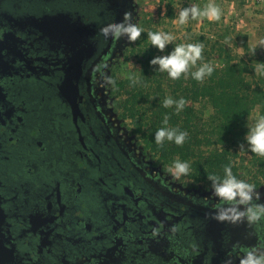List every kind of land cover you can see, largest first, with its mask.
Returning <instances> with one entry per match:
<instances>
[{"label": "flooded vegetation", "instance_id": "1", "mask_svg": "<svg viewBox=\"0 0 264 264\" xmlns=\"http://www.w3.org/2000/svg\"><path fill=\"white\" fill-rule=\"evenodd\" d=\"M125 13L138 24V0H0L1 264H239L234 245L264 246V219L216 221L207 178L128 129L130 41L101 34Z\"/></svg>", "mask_w": 264, "mask_h": 264}, {"label": "trees", "instance_id": "2", "mask_svg": "<svg viewBox=\"0 0 264 264\" xmlns=\"http://www.w3.org/2000/svg\"><path fill=\"white\" fill-rule=\"evenodd\" d=\"M220 57L224 60L223 66L213 68L212 74L205 75L202 80H195L191 75L188 85L182 77L177 83H171L169 97L159 87L161 102L151 98L152 88L148 79L132 83L135 93L125 106V114L141 132L152 153L166 162L180 156L181 161L190 166L186 176L196 181L213 174L223 177L225 166H230L232 173L240 179V168L235 166L234 161L238 157V147L245 143L247 117L255 107H260L259 113L264 114V71L256 74L248 61L237 60V56L223 49ZM252 67H255L253 63ZM147 71H144L146 78ZM181 95L185 101L181 110H176L175 103L164 107L166 98L178 101ZM199 99L207 100L212 106V114L207 120L186 103L187 100L197 102ZM143 106L152 109L151 115L146 114ZM166 115L168 123L165 125L163 120ZM161 127L186 132L183 144L176 145L167 139L162 145L156 144L153 137ZM251 159L257 173L263 174L264 157L251 153Z\"/></svg>", "mask_w": 264, "mask_h": 264}, {"label": "rangeland", "instance_id": "3", "mask_svg": "<svg viewBox=\"0 0 264 264\" xmlns=\"http://www.w3.org/2000/svg\"><path fill=\"white\" fill-rule=\"evenodd\" d=\"M138 2L140 20L137 25L144 31L136 41L129 42L130 45L126 48L125 54L120 57L113 84L117 103L123 113L127 102L135 93L132 83L148 79V85L152 88L153 96L151 98L161 102L159 87L169 97L171 92L169 85L177 83L181 77L188 85L191 73L196 71L202 63H209L213 68H221L224 64V60L220 57L222 49L237 56V60L248 61L256 74L262 71L258 70V65L264 64V45L260 44V41L264 39V0H138ZM210 2L220 7V20L189 18L184 25L178 23L179 7H188L193 4L203 6ZM148 31L170 32L175 39L166 45L163 51H160L151 45V41L147 37ZM179 43H201L203 45L202 59L198 60L195 66H190L187 74L182 73L178 79L173 80L167 72L159 71L157 65H151L150 60L154 56L167 55ZM146 69H148V78L144 74ZM181 97L183 98L182 95ZM186 103L192 105L195 112L204 120H207L212 114V106L205 99H199L197 102L187 100ZM142 109L148 116L151 115L152 109L149 106H143ZM259 110L260 107H255L251 111L246 120L247 127L255 121L256 115L260 114ZM127 125L131 132H138L130 118L127 119ZM138 133L141 134V132ZM237 156L234 164L240 168V179L264 184V171L263 174L257 173V167L253 165L246 142L243 143V150L238 147ZM176 160L181 161L180 156L177 155L172 161H161L173 176L175 175L170 169L173 167V161ZM205 182L206 185L211 184L208 178Z\"/></svg>", "mask_w": 264, "mask_h": 264}, {"label": "clouds", "instance_id": "4", "mask_svg": "<svg viewBox=\"0 0 264 264\" xmlns=\"http://www.w3.org/2000/svg\"><path fill=\"white\" fill-rule=\"evenodd\" d=\"M189 18L193 20L206 18L209 21H218L221 18V9L214 3H207L203 6L193 4L188 7H179L177 20L180 25L188 22ZM144 31L139 25L129 22L128 14L125 13L124 20L115 24H110L101 30L105 37L111 35L113 39H119L126 36L129 41H136ZM147 37L151 45L160 51H163L166 45L172 43L175 39L170 32L148 31ZM264 45V39L260 41ZM203 45L201 43H179L167 55L154 56L150 60L151 65H157L158 70L167 72L168 76L175 80L182 73L187 74L190 66H195L198 60L202 59ZM258 70L264 71V64L258 65ZM213 67L209 63H202L191 75L195 80H202L205 75H211ZM111 83L112 81L109 80ZM173 103L176 110L179 111L184 106V99L181 97L178 101L166 98L163 101L164 107H169ZM163 123H168L167 115ZM244 141L248 145L251 153L264 157V114H257L255 121L247 127ZM187 133L178 131L175 128L169 129L161 127L154 134V141L162 145L164 140L174 142L176 145L183 144ZM243 150V144L239 146ZM173 174L179 178L186 176L190 171V166L186 161H173V167L170 169ZM223 177L215 174L210 175L211 188L217 203L213 205L215 211L211 214L212 218L218 222H228L236 224L247 221L249 224L264 219V203L260 201L261 193L256 190V185L243 179H238L230 166L224 167ZM233 250L239 253V264H264V246L257 247H237ZM223 264H233L232 255H228Z\"/></svg>", "mask_w": 264, "mask_h": 264}, {"label": "water", "instance_id": "5", "mask_svg": "<svg viewBox=\"0 0 264 264\" xmlns=\"http://www.w3.org/2000/svg\"><path fill=\"white\" fill-rule=\"evenodd\" d=\"M3 219H4V214H3V210L1 207V201H0V264L3 261V248H2V233H1V225L3 223Z\"/></svg>", "mask_w": 264, "mask_h": 264}]
</instances>
